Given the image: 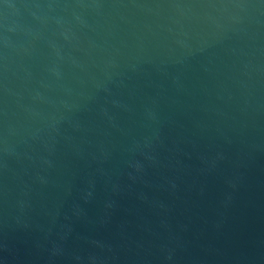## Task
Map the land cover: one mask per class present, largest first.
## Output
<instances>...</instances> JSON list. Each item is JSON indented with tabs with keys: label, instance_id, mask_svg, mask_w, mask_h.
Wrapping results in <instances>:
<instances>
[{
	"label": "water",
	"instance_id": "water-1",
	"mask_svg": "<svg viewBox=\"0 0 264 264\" xmlns=\"http://www.w3.org/2000/svg\"><path fill=\"white\" fill-rule=\"evenodd\" d=\"M0 264H264V0H0Z\"/></svg>",
	"mask_w": 264,
	"mask_h": 264
}]
</instances>
